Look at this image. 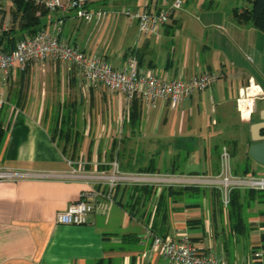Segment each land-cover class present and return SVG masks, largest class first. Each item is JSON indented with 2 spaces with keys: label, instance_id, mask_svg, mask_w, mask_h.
I'll return each mask as SVG.
<instances>
[{
  "label": "crops",
  "instance_id": "0c3cea01",
  "mask_svg": "<svg viewBox=\"0 0 264 264\" xmlns=\"http://www.w3.org/2000/svg\"><path fill=\"white\" fill-rule=\"evenodd\" d=\"M150 1L158 8L164 1H171L168 8L180 1L185 9L174 11L169 23L153 35L139 34L136 24L126 17L117 53L84 41L82 23L71 17L65 18L60 38L87 53H102L116 69L123 68L130 53L135 52L140 68L159 72L167 80L191 79L203 72L215 73L218 79L208 90L170 109L164 100L147 105L137 99L127 104L121 95L86 83L80 71L72 67L77 70L72 81L78 83V76L82 78L83 93L91 103H105L109 118L104 125L93 126L87 154L80 153L74 163L87 161L84 170L91 171L95 164L99 168L116 159L124 173L155 170L157 174L210 176L218 173L220 151L225 147L231 150L233 171H250L247 154L244 162L237 160L252 143L249 127L255 112H239L237 99L250 83L264 95V34L236 21L234 12L243 9L234 8L231 15L199 13L194 19L192 15L199 8L195 0ZM104 4L98 3L110 8ZM215 4L220 3L208 0V7ZM124 5L132 8L135 4ZM48 16L44 22L50 31L54 18ZM114 21L110 23L115 25ZM103 23L100 18L91 24L97 29ZM259 101L263 100L256 102V109ZM73 124L76 128L75 121ZM0 125L5 131L0 143V171L23 175L0 181V264H172L155 255L143 257L150 249V240L144 235L156 209L150 220L149 210L157 206L163 188L154 187L149 201L141 197L140 210L131 214L128 207L135 202L131 191L118 187L112 203L88 215L85 224L59 225L57 213L79 201L90 191V185L64 177L72 170L68 164L71 159L51 139L38 112L0 111ZM72 128L68 132H73ZM209 197L208 191L200 197H165L166 221L159 225L165 230L164 237H188L201 252L218 253L227 264H264V250L257 248L262 230L251 226L244 245L240 244L241 239L230 232L227 210L222 208L219 224L212 208L209 210Z\"/></svg>",
  "mask_w": 264,
  "mask_h": 264
},
{
  "label": "built area",
  "instance_id": "2783aa9c",
  "mask_svg": "<svg viewBox=\"0 0 264 264\" xmlns=\"http://www.w3.org/2000/svg\"><path fill=\"white\" fill-rule=\"evenodd\" d=\"M14 0H0V38L8 31L3 20L4 3ZM31 3L38 11H47L53 15L51 30H40L32 36L18 38L13 48L0 47V110L6 105L4 87L10 73L14 70L24 71L28 67L41 65L48 60L58 61L77 68L89 85L100 86L109 94L121 95L127 104L138 99L147 105L157 100H164L170 109H175L181 101L191 98L195 93L208 90L218 79L212 72H203L191 79L176 78L167 80L156 71L139 67L135 52L130 53L125 66L113 68L99 53H87L76 47L69 46L60 38L66 17L81 23L91 24L96 17L112 12L98 5L103 0H19ZM114 3L131 4L121 13L136 24L139 34L153 35L170 21L174 11L180 8L176 1L169 8H158L150 0H111ZM251 82V81H250ZM264 99L258 88L250 83L238 95L237 108L241 113L254 112L256 102ZM219 170L216 175H176L124 173L117 161H112L108 169L95 168L84 170L85 162L69 161L71 171L65 178L83 180L90 185V191L82 194L81 199L69 205L64 211L57 213L56 223L65 226H79L86 223L88 215L104 209L112 203L113 194L118 187L151 186L164 187H195L217 190L224 209L229 204L233 191L264 192V174H235L232 170V157L229 150L223 147L220 151ZM9 171H0V181L14 180L22 177ZM39 177H44L39 175ZM144 239L150 240V249L143 257H162L172 264H227L218 253H203L189 239L183 236L157 237L146 230ZM258 256V255H256Z\"/></svg>",
  "mask_w": 264,
  "mask_h": 264
},
{
  "label": "rangeland",
  "instance_id": "374dc122",
  "mask_svg": "<svg viewBox=\"0 0 264 264\" xmlns=\"http://www.w3.org/2000/svg\"><path fill=\"white\" fill-rule=\"evenodd\" d=\"M103 1H105L104 5L109 4V10L111 11L113 9L119 10L122 7L123 9L127 7L123 3H114L111 0ZM195 1L199 8L198 11H194L195 13L192 15L194 19L198 18L199 13L213 12L218 13L219 15H231L232 9L234 8L241 10L250 8V4L247 3L246 0H217L220 4H215L212 7H208V0ZM170 2L171 1H164L161 3L160 7L167 9ZM181 2L183 3V0H181ZM184 6L185 5H181L180 8L183 9ZM4 8L6 10H4L2 17L8 28L5 39H8L13 43L18 39L22 32L19 29L18 22H13L12 20L13 15H17L19 12H17V6L11 3L4 4ZM179 11H177V14H180ZM120 12L121 11H118L116 14L114 12H109L106 13V16L100 17L104 20V23L97 29L93 27L94 24H81L76 20L83 27V40L87 41V43L92 42L97 44L98 48L100 46H106V49L110 48L112 53H117L118 50H120V40L118 38L119 33L121 29L123 30L126 26V17ZM100 18L96 17L94 18V21ZM114 19L116 20V22L114 21L115 25L110 23L113 22ZM117 20H120V23L118 22L119 27L117 26ZM100 54L104 57L102 53ZM72 67L73 66L58 61L48 60L41 65L28 68L23 75L18 71H15L14 74L13 72L10 73L4 87L6 105L2 111L7 109H27L38 112L42 123H45L48 128L51 139L54 140L62 150V153L71 159V162H75L80 153L84 152L87 154L86 150L91 141H93V126H96L97 124L104 125L109 118L105 103H91L86 97V94L83 93L82 87L84 86V83L82 78L78 76V83L77 80H75V82L72 81V78L75 79V72H77V70L74 72ZM99 88L100 87L96 89ZM99 93H102V90H99ZM262 109H264V99L257 103V109H254L255 113L253 115L252 123L259 121L260 110ZM76 110H78L77 117H75L76 114H74V111ZM72 121L73 123L75 121L76 128H72V125H74ZM0 126L2 127V125ZM70 128H72L71 131L73 132H69L70 136L66 137L67 130L69 131ZM0 129V132L3 133V137L0 136L1 143L4 140L5 131L3 128ZM60 131H62L63 134H61ZM73 133H76V135ZM75 144L77 146L76 149H74ZM229 152H231V150ZM247 152L248 149L245 148V153L242 155L243 157L237 160L239 164L244 162L243 160L246 159ZM239 156L240 154H238V157ZM84 157L86 156H83V160L86 161ZM249 163L251 173L252 171L255 173L264 172V167L257 165L253 161H250ZM240 193L241 195L244 194L243 191H240ZM259 196H264V194H260ZM249 198H251V196L249 197L247 195V198L241 196L242 203L246 204L247 201H250L248 200ZM260 201L259 204L256 200L251 199V203L244 208L242 212L245 220H247L252 227H255V230L258 228L262 230L261 232H264V227L262 228V226H264V204L262 203L264 202V198H261ZM210 208H212V205L209 207V210ZM216 219L220 224L221 219L219 217ZM240 244L244 245V240L241 239Z\"/></svg>",
  "mask_w": 264,
  "mask_h": 264
},
{
  "label": "trees",
  "instance_id": "16d2710c",
  "mask_svg": "<svg viewBox=\"0 0 264 264\" xmlns=\"http://www.w3.org/2000/svg\"><path fill=\"white\" fill-rule=\"evenodd\" d=\"M250 4L249 9H243L241 12L235 11L234 12V17L238 23L241 24H250L253 28L256 30L260 31L262 34H264V0H246ZM13 5L17 6V12H19L17 15H13V22H18L19 29L22 31L20 36L25 37V36H32L35 33L39 32L40 30L45 29V19L48 18L49 14L47 11L42 10L41 14L39 17L36 16V12L38 9H36L31 3L29 2H23L19 0H14L12 2ZM2 16H3V11H2ZM171 18V17H170ZM7 32L3 35L2 38H0V47L4 49H9L13 48L14 43L5 39ZM7 40V41H6ZM8 42V43H7ZM70 46V45H69ZM73 47V46H72ZM30 68V67H28ZM26 68L24 71H19L21 75L25 71H27ZM137 99L133 100L132 103L136 102ZM2 111V109L0 110ZM135 118V115H133V119ZM1 128V126H0ZM1 130V129H0ZM61 134L62 131H60ZM262 136H264V131L260 133ZM0 136L3 137V133L0 132ZM69 137V132L67 130L66 137ZM64 154V153H63ZM248 161H252L248 155H247ZM117 161L116 159H112V161ZM118 163V161H117ZM109 167H99V169H108ZM131 173H141V174H157L155 170H146L145 172H131ZM235 174H237L236 171H234ZM175 174V173H171ZM243 175L247 174H253L251 173L248 168H246L243 172ZM130 190V197L133 199L135 202L133 205L129 204V210L131 214H135L139 209V204L141 203V199L144 197L145 201H149L151 198L152 194L154 193L153 189L154 187L151 186H136V187H124L123 189ZM116 190V189H115ZM163 193L160 194L158 204L155 208H151L149 210V215L148 219L150 220L153 214L154 209L155 210V215L154 219L151 223V226L148 227L146 230L149 231L153 236L157 237H164L165 230L161 228L160 223H164L166 221V212L167 208L164 202L165 197H171L174 194L177 195H197L201 196L203 195L206 191L209 192V196L211 198L212 202V212L213 214L218 218H222L223 214V207L221 205L220 201V194L217 190H208V189H203V188H195V187H177V188H172V187H164ZM243 195H241L240 191H233L230 194V199H229V204L226 208V213H227V219L230 224V232L234 234L236 237H239L240 239L245 240L251 231V224L245 220L243 217V209L246 208L250 203L251 199L256 200L260 204V199L264 198V196H259L260 194H264V192H255V191H243ZM247 195L251 198H249L246 204H243L241 201V196H244L247 198ZM142 197V198H141ZM144 201V202H145ZM264 204V202H262ZM246 205V206H245ZM145 212H143L142 215H144ZM158 219L155 221V219ZM222 220V219H221ZM148 223V222H147ZM264 226H262L263 228ZM151 243V241H150ZM260 243L261 246H258L259 250H264V232L260 234ZM255 253V252H254Z\"/></svg>",
  "mask_w": 264,
  "mask_h": 264
},
{
  "label": "water",
  "instance_id": "95a60500",
  "mask_svg": "<svg viewBox=\"0 0 264 264\" xmlns=\"http://www.w3.org/2000/svg\"><path fill=\"white\" fill-rule=\"evenodd\" d=\"M251 145L248 148V157L257 165L264 167V136L260 133L264 131V110L260 112V119L250 125Z\"/></svg>",
  "mask_w": 264,
  "mask_h": 264
}]
</instances>
